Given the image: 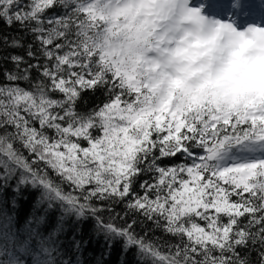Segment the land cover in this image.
<instances>
[{"label": "snow or ice", "instance_id": "6c2138e0", "mask_svg": "<svg viewBox=\"0 0 264 264\" xmlns=\"http://www.w3.org/2000/svg\"><path fill=\"white\" fill-rule=\"evenodd\" d=\"M257 14L264 0H0L33 38L6 58L0 159L129 201L178 238L149 245L156 264H247L251 244L264 264V23H240ZM86 91L106 99L81 112Z\"/></svg>", "mask_w": 264, "mask_h": 264}, {"label": "trees", "instance_id": "16d2710c", "mask_svg": "<svg viewBox=\"0 0 264 264\" xmlns=\"http://www.w3.org/2000/svg\"><path fill=\"white\" fill-rule=\"evenodd\" d=\"M62 12L55 8L48 14ZM13 39L24 47L9 46ZM32 39L18 25L9 26L0 19V84L8 83L5 72L15 71L6 58H27L26 47ZM38 76L32 73L33 80ZM18 83L24 88L32 86L26 81ZM105 99L101 92L86 91L78 111L87 112ZM179 162L181 158L174 157L163 164ZM30 168L15 154L0 159V264H156L150 244L166 251V246L178 243L177 237L129 207V201L103 195L81 199L52 169L47 170L51 179L46 180L35 172L27 175ZM144 179L147 176L136 179L135 192L143 194L140 184ZM257 248L251 244L244 249L247 264H257Z\"/></svg>", "mask_w": 264, "mask_h": 264}, {"label": "bare ground", "instance_id": "6f19581e", "mask_svg": "<svg viewBox=\"0 0 264 264\" xmlns=\"http://www.w3.org/2000/svg\"><path fill=\"white\" fill-rule=\"evenodd\" d=\"M249 24V23H251V24H255V23H264V20L262 21V16L261 15H259V14H257V15H253V16H251L250 17V20H248L247 22H243L242 23V25L243 24Z\"/></svg>", "mask_w": 264, "mask_h": 264}, {"label": "rangeland", "instance_id": "374dc122", "mask_svg": "<svg viewBox=\"0 0 264 264\" xmlns=\"http://www.w3.org/2000/svg\"><path fill=\"white\" fill-rule=\"evenodd\" d=\"M236 3L238 4L239 3V0H236ZM248 20H250V17H248L247 19L245 20H241L240 23L242 24L243 22H247ZM264 20V16H262V21ZM248 24V23H247Z\"/></svg>", "mask_w": 264, "mask_h": 264}]
</instances>
